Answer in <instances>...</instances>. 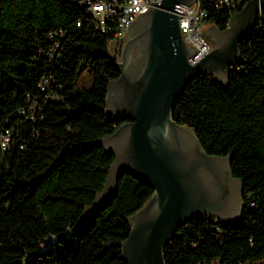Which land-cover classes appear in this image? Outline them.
<instances>
[{
    "label": "trees",
    "instance_id": "16d2710c",
    "mask_svg": "<svg viewBox=\"0 0 264 264\" xmlns=\"http://www.w3.org/2000/svg\"><path fill=\"white\" fill-rule=\"evenodd\" d=\"M80 1L0 0V130L10 133L0 143V264H125L128 219L154 193L124 174L115 197L81 220L114 161L96 142L122 122L106 104L119 76L112 36L94 28ZM233 14L211 10L205 21L225 30ZM240 50L245 63L227 85L195 77L173 119L207 154L231 157L243 211L228 226L204 218L182 226L166 264H264V15ZM85 68L89 88L78 84Z\"/></svg>",
    "mask_w": 264,
    "mask_h": 264
},
{
    "label": "water",
    "instance_id": "95a60500",
    "mask_svg": "<svg viewBox=\"0 0 264 264\" xmlns=\"http://www.w3.org/2000/svg\"><path fill=\"white\" fill-rule=\"evenodd\" d=\"M195 0H162L140 14L124 47L141 42L143 56L132 72L113 62L119 76L107 93V112L123 122L96 144L113 154L106 182L81 220L101 210L118 190L124 174L154 191L132 215L129 237L122 243L125 264H166L164 251L179 229L195 219L231 225L243 211V185L231 169V157L207 154L194 131L173 119L174 107L197 76L214 74L226 86L235 66L245 63L240 43L255 31L264 0H248L232 15L225 30L204 32L214 47L196 64L184 39L177 5ZM123 41H119L121 48Z\"/></svg>",
    "mask_w": 264,
    "mask_h": 264
},
{
    "label": "built area",
    "instance_id": "2783aa9c",
    "mask_svg": "<svg viewBox=\"0 0 264 264\" xmlns=\"http://www.w3.org/2000/svg\"><path fill=\"white\" fill-rule=\"evenodd\" d=\"M247 1L195 0L190 6H176L184 39L193 49L189 59L191 64L199 62L213 49L203 30V21L209 17L210 11H226L233 14L241 10ZM161 2L162 0H81L80 4L90 16L94 28L112 36V48L126 37L130 26L140 14ZM263 15L264 11H261L258 20ZM42 90H45V86ZM9 136L8 131L2 134L0 143L3 147L7 146Z\"/></svg>",
    "mask_w": 264,
    "mask_h": 264
},
{
    "label": "flooded vegetation",
    "instance_id": "af4514ba",
    "mask_svg": "<svg viewBox=\"0 0 264 264\" xmlns=\"http://www.w3.org/2000/svg\"><path fill=\"white\" fill-rule=\"evenodd\" d=\"M206 31L207 30H205L204 32ZM128 37L129 36L127 33L126 37L122 39L123 45L121 48L119 47V42L117 45L111 48V57L113 59V62H120L121 64H124L125 70H127L128 72H132L139 65V61L143 56V49L142 43L139 41L125 48L124 44L128 40ZM205 37L210 43L213 44L211 36Z\"/></svg>",
    "mask_w": 264,
    "mask_h": 264
},
{
    "label": "rangeland",
    "instance_id": "374dc122",
    "mask_svg": "<svg viewBox=\"0 0 264 264\" xmlns=\"http://www.w3.org/2000/svg\"><path fill=\"white\" fill-rule=\"evenodd\" d=\"M213 25H211L210 23H207L206 21H203V30H207L209 29L210 27H212ZM212 44V43H211ZM213 47H214V44H212ZM93 83V73H92V70L90 68H85L82 73H81V76H80V79L78 81V84L81 86V87H86V88H89ZM1 130H0V137L2 136L1 134ZM1 140V138H0ZM45 244L43 245V248H44Z\"/></svg>",
    "mask_w": 264,
    "mask_h": 264
}]
</instances>
